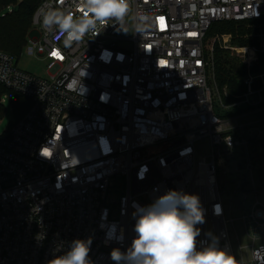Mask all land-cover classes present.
<instances>
[{
	"label": "built area",
	"instance_id": "built-area-1",
	"mask_svg": "<svg viewBox=\"0 0 264 264\" xmlns=\"http://www.w3.org/2000/svg\"><path fill=\"white\" fill-rule=\"evenodd\" d=\"M127 2L122 21H97L68 41L45 15L80 19L83 0H43L26 54L47 61V79L0 51V84L32 103L0 136V264H49L76 239L91 240V264H115L112 250L126 252L137 235V207L169 190L199 196L198 248L217 238L237 264L228 200L243 196L253 246L252 260L241 248L239 263L264 264V120L245 121L264 112V71H253L264 53V0ZM15 10L0 3V19ZM222 22H248L255 33L244 38L257 45L216 38L246 69L245 92L230 96L217 85L218 113L209 33ZM205 137L212 154L197 161Z\"/></svg>",
	"mask_w": 264,
	"mask_h": 264
},
{
	"label": "clouds",
	"instance_id": "clouds-1",
	"mask_svg": "<svg viewBox=\"0 0 264 264\" xmlns=\"http://www.w3.org/2000/svg\"><path fill=\"white\" fill-rule=\"evenodd\" d=\"M83 7L86 11L80 19L54 11L45 15L44 23L57 25L72 41L93 29L97 21H122L128 12L127 0H83ZM133 215L137 235L126 252L112 250L115 264H237L226 248L218 246L217 238L198 248L200 229L196 225L204 223V209L197 194L169 190L151 205L138 206ZM90 243V239L72 241L68 250L55 255L49 264H91Z\"/></svg>",
	"mask_w": 264,
	"mask_h": 264
},
{
	"label": "trees",
	"instance_id": "trees-1",
	"mask_svg": "<svg viewBox=\"0 0 264 264\" xmlns=\"http://www.w3.org/2000/svg\"><path fill=\"white\" fill-rule=\"evenodd\" d=\"M16 0H11L15 2ZM43 0H24L19 6V10L5 19H0V51L10 54L12 56H19L22 47L27 43V34L33 24L34 15L41 5ZM248 22H222L216 23L220 26L213 30L214 24L210 30L209 37L214 36L218 32H224L235 37L234 41H241V47L256 46L257 40L254 38L251 42L244 37L248 34H254L255 30L248 27ZM217 26V25H216ZM231 52L221 49L218 44L215 46V60L217 81L222 89L227 88L229 95H235L245 92L243 86V79L246 76L245 66L238 60L233 59ZM254 73L264 71V53L259 54V61L253 69ZM242 81V82H241ZM1 93H11L22 97L27 104L24 108H17L14 122L11 128L19 123L31 108V101L24 96L8 90L5 86L0 84ZM230 102V100H227Z\"/></svg>",
	"mask_w": 264,
	"mask_h": 264
},
{
	"label": "rangeland",
	"instance_id": "rangeland-1",
	"mask_svg": "<svg viewBox=\"0 0 264 264\" xmlns=\"http://www.w3.org/2000/svg\"><path fill=\"white\" fill-rule=\"evenodd\" d=\"M24 0H16L15 2H11V0H0V3L8 4L12 3L13 6H16V10H19V6L23 3ZM15 10V11H16ZM248 24V23H247ZM217 25V26H216ZM213 28L216 29L220 26V24H216ZM35 29V26H31L28 34H27V43L30 37L31 32ZM129 35V34H127ZM224 35H230L224 32H218L214 36L210 37V45L216 46V44L220 46L219 42H217L216 38L217 37H222ZM252 39H248V42H251ZM27 43L22 47L21 53L19 56L16 57V60L18 61V68L22 71L28 72L30 74L36 75L41 78H48V71H47V61L44 60L43 58H35V57H30L26 54V47ZM231 45L234 46H240L241 41L239 40H232ZM224 49V48H221ZM227 51L226 49H224ZM231 52V51H229ZM233 59H238L233 55L231 52L230 54ZM15 57V56H14ZM239 60V59H238ZM242 82V81H241ZM209 83L210 86L213 88V92L215 94V103L217 106V112L219 113V108L218 105H220L219 100L216 98V92H217V85L220 87V84L218 81H215V79L212 77L210 74L209 78ZM220 90L223 91L220 87ZM228 90V89H225ZM27 104L26 100H24L22 97L17 96L16 94H9V93H1L0 92V136H3L8 132L9 128L11 127L12 123L14 122L15 118L17 117L16 109L17 108H24V106ZM264 120V112H262L260 115H253L250 116L249 118H245V121L248 122H255V121H260ZM196 149H197V161L203 160L205 158H209L212 154V147H211V141L209 137H205L197 141L196 143ZM234 177L231 178L233 180ZM118 180L115 184V188L119 189L120 191L125 190V181L121 179H116ZM223 179L220 177V181ZM232 196V193H230V198ZM243 196L241 195H235L233 197V200H228V205L231 206L233 213L228 215L229 219H236L235 223H230V231H231V239L232 243L234 246L235 250V256L238 260V264H240V251H239V245H247L248 239L246 232L243 228V222L240 221V216H241V210L243 209ZM251 203V200L248 201L247 206ZM243 211V210H242ZM209 229L211 230L212 227L209 226Z\"/></svg>",
	"mask_w": 264,
	"mask_h": 264
},
{
	"label": "crops",
	"instance_id": "crops-1",
	"mask_svg": "<svg viewBox=\"0 0 264 264\" xmlns=\"http://www.w3.org/2000/svg\"><path fill=\"white\" fill-rule=\"evenodd\" d=\"M10 130V129H9ZM243 218V212L241 210V216H240V221L243 222L241 219ZM243 228L246 232V235H247V239H248V243L247 245H239V251H240V260H241V248L243 249V255L245 256V259L246 261H251L252 260V246H253V241L252 239L250 238L249 236V233L247 232V229H246V226H245V223L243 222ZM251 235H256L258 238H260V232H255L254 231V228L252 227L251 228ZM259 243H261V241H259ZM241 246V247H240ZM239 260V259H238Z\"/></svg>",
	"mask_w": 264,
	"mask_h": 264
},
{
	"label": "snow or ice",
	"instance_id": "snow-or-ice-1",
	"mask_svg": "<svg viewBox=\"0 0 264 264\" xmlns=\"http://www.w3.org/2000/svg\"><path fill=\"white\" fill-rule=\"evenodd\" d=\"M44 154H45V155H48V151H47V149H45V152H44Z\"/></svg>",
	"mask_w": 264,
	"mask_h": 264
}]
</instances>
